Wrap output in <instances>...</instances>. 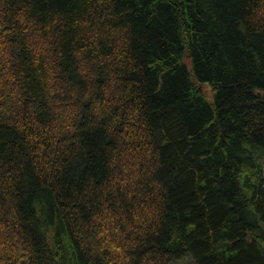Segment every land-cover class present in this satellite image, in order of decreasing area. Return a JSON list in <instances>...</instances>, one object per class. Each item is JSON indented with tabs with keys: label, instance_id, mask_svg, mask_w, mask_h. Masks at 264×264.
Instances as JSON below:
<instances>
[{
	"label": "trees",
	"instance_id": "trees-1",
	"mask_svg": "<svg viewBox=\"0 0 264 264\" xmlns=\"http://www.w3.org/2000/svg\"><path fill=\"white\" fill-rule=\"evenodd\" d=\"M264 264V0H0V264Z\"/></svg>",
	"mask_w": 264,
	"mask_h": 264
},
{
	"label": "rangeland",
	"instance_id": "rangeland-1",
	"mask_svg": "<svg viewBox=\"0 0 264 264\" xmlns=\"http://www.w3.org/2000/svg\"><path fill=\"white\" fill-rule=\"evenodd\" d=\"M185 259L176 262L174 264H195V262L193 261V257L191 255H187L186 257H184Z\"/></svg>",
	"mask_w": 264,
	"mask_h": 264
}]
</instances>
